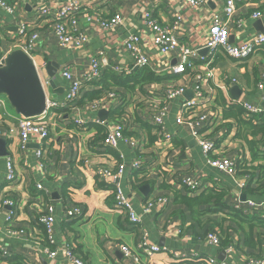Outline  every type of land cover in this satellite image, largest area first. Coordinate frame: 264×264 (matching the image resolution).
<instances>
[{"label":"crops","instance_id":"obj_1","mask_svg":"<svg viewBox=\"0 0 264 264\" xmlns=\"http://www.w3.org/2000/svg\"><path fill=\"white\" fill-rule=\"evenodd\" d=\"M62 1L65 0H17L18 10L12 15L0 9V38H2L0 60L12 51L11 42L16 31L17 15L21 13L22 19L34 21L39 42L33 58L43 71L45 77L43 80H48L43 67L53 72L55 87L48 88L47 94L50 100L58 104L63 101L69 87V82L61 78L63 67H70L73 76L80 78L91 57L97 56L99 52H103L110 67L118 69L116 72L118 74H123L125 69L130 67V58L121 44L127 33L143 36V52L151 60L152 67L159 71V74H156L168 75V68L179 63L180 54L175 52L170 56L160 57L151 47L147 42L150 35L145 25L146 12L150 11L152 17L162 24L169 23L174 15H179L181 17L179 41L186 46L201 47V38L208 25L207 19L213 13L221 14L224 4L221 0H206L196 8H189L181 0H115L111 5L97 6V10L101 16L120 10L124 18L123 25L113 32H105L94 23L81 21L76 29L84 32L88 36V41L79 49L69 50L59 46L51 35L48 20L38 19L36 16L37 6L56 8L57 3ZM105 1L101 0L100 3ZM236 7V18L242 19V26L240 29L232 28L231 44L244 42L264 29V0H236ZM255 10L261 11L260 18L250 17ZM203 25L205 27L201 28ZM263 49L243 62L215 54L209 57L208 64L201 60L206 54V50H202L196 56L199 59L194 60V71H191L201 74L204 77L201 81L188 73L174 75L178 78L171 79L170 82L183 85L185 92L180 98L168 103L165 116L162 118L165 132L173 136L170 148H164L165 144H159V139L149 144L147 133L141 128V124L146 122L154 125V123L150 113L143 106L141 97H136L135 100V103H140V108L132 109L129 106L124 108L130 117L128 124L123 123L120 118L116 120L125 129L130 125L133 126L128 130L134 133L132 137L124 135L127 141L121 140L118 143L114 151L119 153V159L106 152L108 147L103 143L102 147L96 143L95 126L102 121L97 117V113L103 112V120L108 128L116 123L111 119V113L115 111L117 105H120L117 97L120 94L115 95V93H113L114 99L104 102V106L94 110L77 107L80 99L74 104L49 110L50 138L42 145L45 146V173L39 171L37 167L34 150L39 144L35 140H30L22 150L17 136L3 139L4 143L2 148L0 146V151L5 155L0 156V198H10L15 202L16 209L14 218L9 223L5 221L8 208L0 210V248L3 247L7 251V254L3 255L0 249V264H69L60 252L66 243L73 247L74 253L83 259L85 264H205L207 258L214 259L216 264H234L230 257H224L223 261L218 260L223 249L209 245L203 237V232L192 228L190 212L187 209L175 208L172 197L173 191H182L180 177L187 176L201 178L205 187L219 185L226 180L231 181L235 204L240 202L243 207L242 203L252 200L245 196V201L242 202L240 195L238 196L240 190L235 180L215 172L206 164L192 132L205 130L211 122L210 125L213 126L208 129L210 137L213 136L212 139L217 142L216 155L234 162L238 161L241 155L248 159L245 144L235 138L238 133L236 125L232 123L227 132L224 128H218L223 123V119L222 116L220 118L221 109L214 101L217 100V93L220 92L225 101L230 103L241 102L260 106L264 101V57L260 54L264 52ZM123 75L126 76L124 79L129 80L127 78L130 75ZM167 83L169 82L165 80L162 84L153 83L157 85L151 88L158 87L162 92ZM260 84L263 86L262 89L258 88ZM151 85L146 87L150 88ZM197 86H200L205 96L211 95L214 98L213 104L206 102L198 108V112L204 114L207 120L194 121L193 126L186 123L177 125L175 117L180 112L181 103L193 99L194 89ZM234 87L237 88L234 96H238V100L233 98ZM95 88H97L95 85L86 84L82 95ZM112 89L119 91L118 93L123 92L128 97L124 89L119 87ZM1 99L5 100V97L2 95ZM8 114L12 117L16 115L14 110L5 104V108L0 111L2 127L11 123ZM78 116L85 122L83 127L74 123V119ZM245 118L249 117L245 114ZM130 140L136 142L135 147L131 145ZM8 157L12 158L16 173V179L10 188L6 183L5 169ZM132 161H139L140 169L130 167ZM121 163L125 165V169L120 185L134 211L139 215L138 225H133L124 212L114 208L110 186L95 176L98 167L115 168ZM136 180H147V182L134 187ZM37 182L43 184L46 191H38L35 188ZM162 182L171 186L166 192L159 188ZM141 187H147L145 193L140 190ZM156 197H165L167 200L165 206L154 205L148 215L142 214L139 204ZM252 201L260 202L254 199ZM48 203L55 209L52 235L54 245L49 244L38 221L43 206ZM73 206L82 209V218L65 217V210ZM242 207L238 210L250 211V213L261 210L252 211ZM9 229L21 230L22 233L8 237L6 232ZM142 232L148 234L151 243L166 250L150 257L141 256L140 263H134L123 255L120 248L127 246L134 250ZM218 235L222 239L225 238L224 235ZM239 243L241 244V240ZM45 248L56 250V256L49 258L43 252ZM255 248L256 254L264 255V234ZM174 253H180L185 258H178ZM194 255L204 261L190 259Z\"/></svg>","mask_w":264,"mask_h":264},{"label":"built area","instance_id":"obj_2","mask_svg":"<svg viewBox=\"0 0 264 264\" xmlns=\"http://www.w3.org/2000/svg\"><path fill=\"white\" fill-rule=\"evenodd\" d=\"M114 1L115 0H106L101 4V0H65L57 3L56 8H50L49 6H37L35 8L36 16L38 19L45 18L48 20L51 35L54 37L59 46L65 49L75 50L81 48L88 41V36L84 32L78 31L76 29V26L81 21L94 23L105 32H113L117 29V27L123 25L124 18L120 10L115 12L111 11L106 16H101L97 10V6L111 5ZM181 1L189 8H196L206 2V0ZM221 1H224L222 13H213L210 18L207 19L208 25L204 29V34L201 38V47L186 46L179 41L178 34L181 21V17L179 15H174L169 23L162 24L156 18L152 17L150 11L144 14L145 25L147 26L150 35V38L147 42L152 48H154L158 55L160 57H164L170 56L175 52L180 54L179 63L168 68V75L188 73L190 75H194L198 81H201L204 77L199 73H193L191 71H194V60L199 59V57L196 56H198V52L202 50H206V54L205 56L201 57V60L208 64L209 57L215 54L225 55L237 62H243L247 58L254 57L260 49L264 48V32L256 33L250 39L238 44L230 43L232 28L240 29L242 26V19L236 18V0ZM0 9L9 15H12L18 10L17 0H0ZM261 14L262 13L260 10H255L250 14V17L257 19L260 18ZM16 23V31L14 37L12 38L11 49H21L33 60V64L37 70L39 79L46 93L45 109L40 115L34 117H23L17 114L12 117L10 114H8V116L11 118V123L6 127H2L0 123V139H9L13 136H17L20 142V149L22 150L26 148V145L30 142V140H35L36 143L39 144L37 149L34 150V154L37 159V167L39 171L45 173V146L42 147V145L50 138L49 110L74 104L81 96L86 84L101 79L104 69L110 68L115 72H118V69L116 67H110L109 62L104 57L103 52H99L97 56L91 57L87 68H85L80 78L73 76L70 67H63L60 73L61 78L69 82V87L63 101L58 104L48 98L47 85L51 78L46 72V67H43L47 76L46 78H48V80L45 81L43 80L45 77L41 67L36 64L35 59L33 58V54L39 42V34L34 29L36 23L34 21L22 19L21 13L17 15ZM205 25H203L201 28L205 27ZM0 40H2V38H0ZM143 41L144 39L142 35L135 33L125 34L121 44L130 58V67L126 68L123 74L130 75L133 71H138L143 68H149L154 74L159 72L152 67L151 60L148 59V57L144 54L142 49ZM1 42L2 41H0V45ZM4 58H2L0 62L4 60ZM154 85L157 84H152L150 88H147L146 85L143 87L137 86L134 92V100H136V97L142 98V101L144 102L143 105L146 111L150 113L152 121L156 126L155 133L160 140L159 144H165L164 148H170L173 136L165 132L162 118L165 116L168 103L171 100L180 98L185 92V87L174 82H169L165 85V88H163L161 92V89L158 87L152 89L151 87ZM258 88L262 89L263 86L260 84L258 85ZM114 98L115 95L113 93H108L107 96L93 100L84 108L94 110L104 106V102L108 100L111 101ZM213 100L214 98L211 95L205 96L200 86H197L194 89L193 99L184 100L181 103L180 112L175 117V123L177 125L186 123L189 126H193L194 121L205 122L207 117L204 114L199 113L198 108L206 102L213 104ZM238 103L242 105L245 110V114L248 117L250 115L264 113V110L259 105L256 106L249 103ZM5 104L9 106L7 99H1L0 108L4 109ZM214 117L215 115L213 118ZM213 118L211 120H213ZM74 123L79 127H83L85 124V122L79 116L74 119ZM98 123L107 131L105 133V138L103 139V144L106 147L116 150L118 143L121 140L127 141V139L124 137V126H122L120 123L116 122L109 128L107 123L104 121H100ZM208 133V130H203L201 132L193 131L192 136L197 147L204 156L206 164L215 172L224 174L235 180L240 190L238 192V196H241V189H243L246 185V177H236L234 161H231L227 158L218 157L216 155L214 141L208 136ZM130 143L132 146H136L135 141L130 140ZM212 153L215 155V157H208L209 154ZM239 158H241V156ZM85 163L88 164L86 160ZM130 167L133 169H140V162L132 161L130 163ZM5 169L6 183L10 188L16 179L15 166L12 158L8 157L6 159ZM124 169L125 165L122 163L118 164V166L115 168L98 167L95 170V176L97 179L108 183L110 186L114 201V208L124 212L128 217V220L132 224L136 225L140 222L138 217L139 215L134 211L133 206L126 198V195L120 185V179L122 178ZM179 182L182 187H185L189 191L193 192H197L202 185L201 178L187 176L180 177ZM35 188L38 191H46L43 187V184L40 182L36 183ZM166 202L167 200L165 197L147 199L146 201L139 204L140 211L142 214L148 215L152 206L157 205L159 207H164ZM242 204L243 207L240 202L235 204V209H240L242 207L244 209H251L253 211L264 207V202H254L252 200H246ZM4 208H8L5 221L9 223L13 220L15 215V202L10 198H0V210ZM82 216L83 212L79 206H73L65 210V217L68 219H79L82 218ZM38 221L43 227V232L45 233L49 244L54 245L52 235L55 223V209L50 203L43 206ZM20 233H22L21 230L18 231L15 229H9L8 232H6V235L11 237L17 236ZM205 240L209 245L214 246L215 248L219 247L220 245V236L217 233H208L205 237ZM0 249L3 255L7 254L5 248L1 247ZM120 249L123 255L126 258L131 259L134 263H140L141 256L150 257L166 250L165 248H161L158 245L151 243L146 232H142L140 234L138 244L134 250L129 249L127 246H121ZM222 251L224 252L225 257H230V260L234 264H264V255L257 258L252 256L238 257L235 253L234 245H229ZM43 252H45L49 258H53L57 254L56 250H51L49 248H45ZM60 252H62L63 257L69 264H85L74 253L73 247L70 244L66 243L65 247L60 250ZM174 255L178 258H185V256L181 255L180 253H174ZM190 259L204 261L196 255ZM204 263L216 264V261L214 259L207 258L205 259Z\"/></svg>","mask_w":264,"mask_h":264},{"label":"trees","instance_id":"obj_3","mask_svg":"<svg viewBox=\"0 0 264 264\" xmlns=\"http://www.w3.org/2000/svg\"><path fill=\"white\" fill-rule=\"evenodd\" d=\"M260 54L264 57V52ZM124 77L126 76L121 73L118 74L110 68L104 69L100 80L89 83L97 88L84 92L83 95L82 92L76 106L85 107L93 100L107 96L108 93L120 94V96H117L120 105H117L115 111L111 113V119L116 122L120 118L123 123L128 124L130 117L126 114L124 108L127 106L132 107V109L135 107L140 108V103H135L134 100V92L137 86L143 87L153 83H162L163 80L170 82L171 79L176 80L178 78L174 75L157 76L149 68L133 71L127 78L129 80L124 79ZM112 87L124 89L127 91L128 97L123 92L118 93L119 91L113 90ZM214 103L221 109L220 118L222 116L223 119V123L218 128H224L227 132L231 124H235L238 130L235 138L245 144L248 152V159L240 154L242 158H239V156V160L234 162L236 177H246V185L241 189V192L248 199L264 202V113L250 115L249 118H245V110L242 105L238 102L225 101L220 92L217 93V100ZM210 124L205 129L208 130L209 137L208 127L213 126ZM95 127L97 130L95 142L102 147L107 131L103 126L96 125ZM131 127L130 125L126 129L124 128V135L134 136V133L128 130ZM141 128L146 131L149 144H153L158 139L155 133V125L142 122ZM210 138L212 139L213 136ZM212 140L214 141V139ZM214 144L215 150L218 151L217 142L214 141ZM241 149L243 150L242 147ZM105 151L115 159H119V153L113 149L107 148ZM208 157H215V155L212 153ZM144 182H147V180H136V184L133 185L137 187L136 185ZM232 185L231 181L226 180L212 187L201 185L197 192L189 191L183 187L182 191H173L172 203L175 208L187 209L190 212L189 216L193 221L192 228H197L203 232V237H206L208 233L224 235V239L220 237V249L234 245L238 257H261L255 253V246L264 234V207L253 213L235 209ZM170 187L166 182H162L159 186L163 192H166ZM240 240L241 244L239 243ZM81 260L84 262L83 259Z\"/></svg>","mask_w":264,"mask_h":264},{"label":"water","instance_id":"obj_4","mask_svg":"<svg viewBox=\"0 0 264 264\" xmlns=\"http://www.w3.org/2000/svg\"><path fill=\"white\" fill-rule=\"evenodd\" d=\"M264 32V29L260 31ZM51 80L48 82L47 89H54L53 72L46 68V72ZM136 71V70H135ZM237 88L232 89L234 100H238L236 95ZM0 95H3L15 114L23 117H34L40 115L45 109L46 93L39 79L33 60L21 49L10 51L4 60L0 62ZM264 109V101L260 103ZM103 112L97 113V117L103 120ZM4 143L0 139V146ZM5 153L0 151V156ZM147 187H141L140 190L145 193ZM240 199L245 201V195L241 194ZM224 252L221 251L218 257L219 261L224 260Z\"/></svg>","mask_w":264,"mask_h":264},{"label":"rangeland","instance_id":"obj_5","mask_svg":"<svg viewBox=\"0 0 264 264\" xmlns=\"http://www.w3.org/2000/svg\"><path fill=\"white\" fill-rule=\"evenodd\" d=\"M8 105H9V104H8ZM9 106H10V105H9ZM132 127H133V126H132ZM132 127H131V128H132Z\"/></svg>","mask_w":264,"mask_h":264}]
</instances>
